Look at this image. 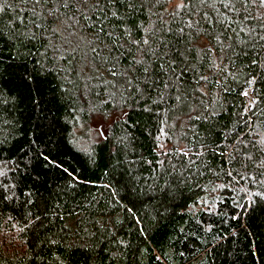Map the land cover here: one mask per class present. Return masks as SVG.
<instances>
[{
  "label": "trees",
  "instance_id": "1",
  "mask_svg": "<svg viewBox=\"0 0 264 264\" xmlns=\"http://www.w3.org/2000/svg\"><path fill=\"white\" fill-rule=\"evenodd\" d=\"M0 264H264V2L0 0Z\"/></svg>",
  "mask_w": 264,
  "mask_h": 264
},
{
  "label": "snow or ice",
  "instance_id": "2",
  "mask_svg": "<svg viewBox=\"0 0 264 264\" xmlns=\"http://www.w3.org/2000/svg\"><path fill=\"white\" fill-rule=\"evenodd\" d=\"M262 2H264V0H262Z\"/></svg>",
  "mask_w": 264,
  "mask_h": 264
}]
</instances>
